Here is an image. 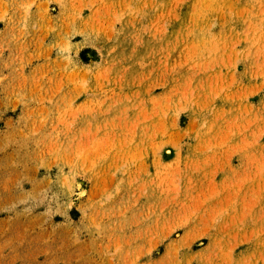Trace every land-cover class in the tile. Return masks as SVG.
<instances>
[{
	"label": "rangeland",
	"instance_id": "obj_1",
	"mask_svg": "<svg viewBox=\"0 0 264 264\" xmlns=\"http://www.w3.org/2000/svg\"><path fill=\"white\" fill-rule=\"evenodd\" d=\"M0 264H264V0H0Z\"/></svg>",
	"mask_w": 264,
	"mask_h": 264
}]
</instances>
